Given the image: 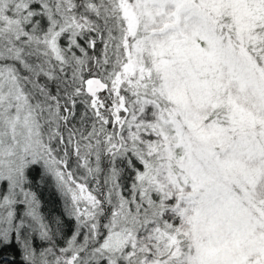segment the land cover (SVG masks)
<instances>
[{"label": "snow or ice", "instance_id": "obj_1", "mask_svg": "<svg viewBox=\"0 0 264 264\" xmlns=\"http://www.w3.org/2000/svg\"><path fill=\"white\" fill-rule=\"evenodd\" d=\"M0 264H264V0H0Z\"/></svg>", "mask_w": 264, "mask_h": 264}, {"label": "trees", "instance_id": "obj_2", "mask_svg": "<svg viewBox=\"0 0 264 264\" xmlns=\"http://www.w3.org/2000/svg\"><path fill=\"white\" fill-rule=\"evenodd\" d=\"M46 195V194H45ZM57 209H58V206H57Z\"/></svg>", "mask_w": 264, "mask_h": 264}]
</instances>
